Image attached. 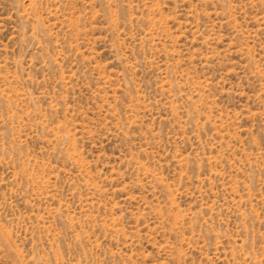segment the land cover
I'll return each mask as SVG.
<instances>
[{"label":"rangeland","instance_id":"rangeland-1","mask_svg":"<svg viewBox=\"0 0 264 264\" xmlns=\"http://www.w3.org/2000/svg\"><path fill=\"white\" fill-rule=\"evenodd\" d=\"M0 264H264V0H0Z\"/></svg>","mask_w":264,"mask_h":264}]
</instances>
